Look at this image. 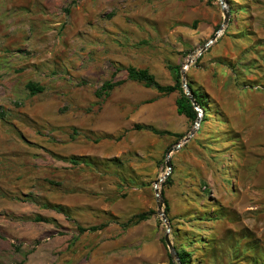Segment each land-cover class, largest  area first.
<instances>
[{"label": "rangeland", "instance_id": "rangeland-1", "mask_svg": "<svg viewBox=\"0 0 264 264\" xmlns=\"http://www.w3.org/2000/svg\"><path fill=\"white\" fill-rule=\"evenodd\" d=\"M225 2L220 31V0H0V264H177L168 226L189 264H264V0ZM217 33L187 69L211 106L184 142L179 92L127 68L174 84Z\"/></svg>", "mask_w": 264, "mask_h": 264}, {"label": "trees", "instance_id": "trees-1", "mask_svg": "<svg viewBox=\"0 0 264 264\" xmlns=\"http://www.w3.org/2000/svg\"><path fill=\"white\" fill-rule=\"evenodd\" d=\"M127 72H128V78L130 80L143 83L146 87L154 88L161 94H172L174 92H179V96L176 99L178 113L181 115H185L194 122L197 120L199 116V111L196 110L192 100L185 93V88L182 83L181 71L178 72V76L174 84L160 83L157 80L156 76L153 73H151L147 68H137L135 66H129L127 68ZM122 83H124V80L106 81L98 90V94H102L103 92L108 93L110 90L114 89L116 86H119ZM188 84L196 102L198 103L199 107L203 110V118L201 120V125H202V123L208 119L209 107L211 106L210 97L208 96L207 93L201 91L200 89L195 88L192 81L189 80ZM28 88L30 89L31 94H36L44 89L43 86L37 85L35 83H28ZM6 115H7V111L0 104V120L4 119ZM152 130L158 134L170 133L169 131H160L157 129H152ZM170 175L165 183H169V184L172 183V178ZM161 194L164 198L163 192ZM164 205H165V212L166 214H168L170 207L166 199H164ZM147 216L148 213L146 212L138 215V217L141 220L147 218ZM99 229H101V226H91L88 228L80 227L81 233L86 231H97ZM177 252L179 254L182 263L189 264V259H190L189 253L185 249H181V250L177 249Z\"/></svg>", "mask_w": 264, "mask_h": 264}, {"label": "water", "instance_id": "water-1", "mask_svg": "<svg viewBox=\"0 0 264 264\" xmlns=\"http://www.w3.org/2000/svg\"><path fill=\"white\" fill-rule=\"evenodd\" d=\"M221 2V5H222V8H223V11H224V15H225V21H224V24L221 26L220 28V31L223 30V28L225 27V25L227 24L228 20H229V15H230V12H229V9L227 8V4L225 2V0H220ZM217 36H218V33L216 35H214V37L208 42L206 43L205 45H203L200 49H199V53L197 52H194L192 53V55L190 56V58L188 59L187 63L184 65V67L182 68L181 70V73H182V83H183V86L185 88V93L189 96V98L192 100L193 104H194V107L196 108V110L199 111V116L196 120V124H195V127L194 129L190 132V134L184 139V142H187L189 141V139L196 133V130L199 128L200 126V123H201V120L203 118V110L199 107L198 103L196 102L193 94L191 93V90H190V87H189V84L187 82V69L189 68V66L196 60V58L203 52L205 51L211 43H213L215 40H217ZM193 55H196V57H193ZM181 147V144L175 146V147H172L171 149H169L168 151V154H167V162H166V165L168 167V172L165 174L164 178H167L170 174H171V170H172V165H171V154L173 152V150H178L179 148ZM163 179L162 178H159L155 184V191H156V194H157V200H158V209H159V214L162 216V219L168 223V219H167V216L165 214V211L163 210V207H164V201H163V198L161 197V193H160V190L158 188V184L162 181ZM170 227L168 226V230H167V233L165 235V240L168 244V247L170 248V252H171V256L172 258H174V260H176L177 264H183L180 257H179V254L178 252L176 251L173 243L171 242V239H170Z\"/></svg>", "mask_w": 264, "mask_h": 264}, {"label": "bare ground", "instance_id": "bare-ground-1", "mask_svg": "<svg viewBox=\"0 0 264 264\" xmlns=\"http://www.w3.org/2000/svg\"><path fill=\"white\" fill-rule=\"evenodd\" d=\"M193 57H196V55H193Z\"/></svg>", "mask_w": 264, "mask_h": 264}]
</instances>
